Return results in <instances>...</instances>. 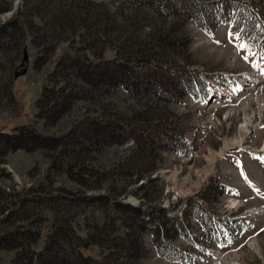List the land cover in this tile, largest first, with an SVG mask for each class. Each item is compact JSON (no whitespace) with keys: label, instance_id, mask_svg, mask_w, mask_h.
Listing matches in <instances>:
<instances>
[{"label":"rangeland","instance_id":"rangeland-1","mask_svg":"<svg viewBox=\"0 0 264 264\" xmlns=\"http://www.w3.org/2000/svg\"><path fill=\"white\" fill-rule=\"evenodd\" d=\"M10 1L13 6L0 13V23L7 21L26 4L25 0H0V6ZM99 1L106 2L112 9L123 12V15L134 14L133 23L139 28L143 27L145 31L150 30L149 26L153 28L154 24L165 26L166 20H179L178 17L163 19L152 13L146 5L139 3L131 5L125 0ZM215 1L221 2L220 5H224L226 10L218 16L213 14L206 18L211 29L195 21H188L185 25L184 35L191 39L193 67L199 71V83L193 90L194 95L166 103L158 101L154 94L134 97L120 87L108 100L109 108H118L124 114H131L135 109L145 110L148 104L157 105L158 117L162 119L158 128L165 133L162 134V138L165 137L164 146L161 140L162 148H156L151 154L135 153L138 149L135 139L104 145L89 160L98 172L93 175L85 174L86 177L79 180L67 174H59L53 185L46 177L50 159L44 150L27 152L20 149L10 152L6 162H0V207L6 205L4 199L7 194L12 197L11 201H15V193H28L29 188L55 187L54 192L61 196L63 202H75L77 210H86L79 217L82 227L87 226V221L93 219L103 221L105 214L111 218L123 216L126 220L133 219L129 211L115 208L116 201L141 207L152 213L150 218L153 225H149L150 229L142 237L145 255L138 264H233V261L239 264H264V212L245 216L247 211L264 205V159H261L264 152L256 151L261 147L264 138V109L255 101L257 97L264 99L261 95H264V80L259 79L255 85L261 91L245 101L250 95L248 90L254 87L249 80L241 77L244 72L261 76L259 61L264 49V0H203L209 4L205 6L207 14ZM234 5L244 8L242 12L249 15L247 22L244 23L243 18H239L236 23L231 19ZM180 32L173 35L183 37ZM230 33H241L243 42L249 45V50L239 49L237 44L240 41L234 35L230 37ZM178 41L184 42L185 39ZM25 44L28 65L24 74L13 78L12 89L16 101L10 105H0V132H12L18 125L32 123L45 134L62 135L84 120L86 115L97 114L101 109L100 105L81 101L54 127L46 128L42 122L36 123L37 100L55 60L67 47L62 44L52 60L41 70H36L34 61L37 50L29 37ZM115 56V50L108 51V57ZM225 80H237L243 85L244 88L239 92V97L237 96L238 100H229L225 94L229 93ZM215 91L224 95L219 98ZM252 93L255 94L256 91ZM248 114L255 117L254 123L258 126L246 137L244 143L247 147L243 143L241 146L226 148L231 139L239 135L240 127L245 123ZM221 150H225L223 155L219 154ZM154 156L157 157L156 162ZM153 163L156 164V169L149 171ZM140 169H143L142 176L137 180L136 175L132 178L135 179L133 181L125 175V172L138 173ZM241 169L251 176L252 179L247 177L256 185L253 187H260V194L253 191ZM101 172H107L103 181ZM222 186L224 193L220 194ZM124 187L126 191L120 193ZM39 190L35 192L46 196V190ZM87 197L95 200L86 202ZM216 197H219V201H213ZM231 198L241 201L239 210L233 209V216H241H237L235 223L248 224L246 231L234 233L231 247L227 251L210 254V225L213 222H222L226 217H233L228 203ZM31 205L27 206V211L32 210ZM11 207L15 208V204ZM23 209L25 208H20V214ZM2 216L0 214V218ZM32 217L31 220L16 219L15 223L22 222L27 225L39 216ZM164 217L169 221L162 226ZM8 223L2 226L12 225ZM47 224L48 222L42 226L43 236L35 247L37 250L43 248L48 231ZM34 227L37 229L38 226ZM164 227H168L166 232H163ZM124 230L123 228L122 231ZM253 241L259 243L261 252L253 248ZM85 252L97 258L101 257V250L97 245L90 246ZM13 256L14 251L0 250V264H13ZM129 263L136 264L135 260H130Z\"/></svg>","mask_w":264,"mask_h":264},{"label":"trees","instance_id":"trees-1","mask_svg":"<svg viewBox=\"0 0 264 264\" xmlns=\"http://www.w3.org/2000/svg\"><path fill=\"white\" fill-rule=\"evenodd\" d=\"M25 1L26 4L12 17L0 23V105L16 101L12 82L26 71L29 57L25 41L29 37L37 50L36 70L51 61L62 44L67 47L55 60L37 100L36 123L42 122L46 128L54 127L81 101L101 107L97 114L86 115L67 134H45L32 123L18 125L12 132H0V162H6L10 152L20 149L27 152L44 150L50 159L46 177L52 185L59 174L79 180L86 177L85 174L98 172L89 160L104 145L135 139L138 142L135 153L150 154L156 148H162L161 140L164 146L162 134L165 133L158 128L162 119L158 117L157 105L148 104L145 110L135 109L131 114H124L118 108H109L108 100L120 87L134 97L154 94L158 101L166 103L194 95L199 71L193 67L191 39L184 35L186 22L195 21L211 29L206 18L226 10L219 1L211 5L207 14L205 6L209 4L203 0H125L131 5H146L163 19H179L177 22L166 20L163 27L154 24L145 31L133 23L134 14L123 15L103 1ZM12 6L11 1L0 6V13ZM233 9L231 19L235 23L239 18L247 22L249 15L242 12V6L234 5ZM179 31L183 37L173 35ZM109 50H115L116 56L108 57ZM156 159L154 156L155 162ZM155 169L153 163L149 171ZM133 172H125L129 180L134 175L136 180L139 179L143 169ZM106 174L101 172V181ZM220 188V194L224 193V186ZM39 189L46 190V196L35 192ZM27 191L32 194L15 193V201L5 195L6 205L0 207L3 215L0 218V250L14 251L13 264H131L130 260L138 264L145 255L142 237L150 229L149 225H153V220L150 218L152 213L141 207L116 201L115 208L129 211L133 219L111 218L105 214L103 221L93 219L82 227L79 217L86 210H77L75 202H63L54 192L55 187H33ZM125 191L126 187L120 193ZM218 198L213 201H219ZM86 199V202L95 200L93 197ZM13 204L15 208L11 207ZM29 204H32V210L27 211ZM22 207L25 209L20 214ZM34 215L39 217L27 225L15 223L16 219L31 220ZM168 221L164 217L162 226ZM8 222L12 225L2 226ZM46 222L48 231L43 248L37 250L35 247L43 236L42 226ZM34 226H38L37 229ZM167 228L164 227L163 232ZM92 245L99 246L100 258L85 252Z\"/></svg>","mask_w":264,"mask_h":264},{"label":"bare ground","instance_id":"bare-ground-1","mask_svg":"<svg viewBox=\"0 0 264 264\" xmlns=\"http://www.w3.org/2000/svg\"><path fill=\"white\" fill-rule=\"evenodd\" d=\"M258 73V72H257ZM256 74V73H255ZM248 77H250V79H256V75H254L253 74V72L252 73H249L248 74ZM259 79H261V78H259ZM258 87H254V89H250V90H248L249 92H250V95L245 99V101H248L250 98H252L253 96H256L260 91H261V89H257ZM254 90L256 91V93L254 94V93H252V92H254ZM247 95V94H246ZM263 97H264V95L263 94H261ZM239 97V96H238ZM237 97V98H238ZM238 100V99H237ZM242 101V100H241ZM255 101L258 103V105H259V107H262V109H264V106H263V101H264V99H261L260 97H257L256 99H255ZM247 104H249V103H247ZM246 104V105H247ZM252 105V104H251ZM243 106V105H242ZM248 107V106H247ZM253 107V106H252ZM249 108V107H248ZM252 109V108H251ZM257 112V111H256ZM259 112H261L260 110H259ZM263 112V111H262ZM251 114H254L253 112H251ZM251 114H248L249 116L247 117V119H246V121H245V123L244 124H242L241 125V127H240V132H239V135H237V136H235L233 139H231V141L229 142L230 144H227L226 145V148H230V147H233V146H241V145H243V143L245 142L246 143V141H245V139H246V137H248V135L251 133V132H253L252 130L254 129V128H256L257 126H258V124H255L254 123V116H252ZM260 115V114H259ZM246 116L247 115H245V118H246ZM261 116V115H260ZM258 119V118H257ZM245 120V119H244ZM211 121H212V119H211ZM263 122V121H262ZM213 124V123H212ZM251 131V132H250ZM245 143H244V146H246L245 145ZM247 147V146H246ZM256 150V149H255ZM258 151L259 150H262V151H264V138H263V143H262V145H261V147L260 148H258L257 149ZM222 151V150H221ZM225 150H223L221 153H219V154H222L223 152H224ZM223 155V154H222ZM238 203H240V200H236V199H232V201L230 202V206L231 207H234V206H237L238 205ZM230 208V207H229ZM231 209H233V208H231ZM261 210L262 211H264V205L263 206H261V207H259V208H254V209H252V210H249L245 215H253V214H255V213H259V212H261ZM252 246H253V248L257 251V252H261V248H260V246H259V244L256 242V241H253L252 242ZM233 264H239V262H237V261H233Z\"/></svg>","mask_w":264,"mask_h":264},{"label":"snow or ice","instance_id":"snow-or-ice-1","mask_svg":"<svg viewBox=\"0 0 264 264\" xmlns=\"http://www.w3.org/2000/svg\"><path fill=\"white\" fill-rule=\"evenodd\" d=\"M233 35L235 36L236 40L240 41V43L237 44V47L239 49L249 50V45L243 42V37L241 33H235V34L230 33V37H232ZM245 59H247V56L245 57ZM261 159H264V157H262Z\"/></svg>","mask_w":264,"mask_h":264},{"label":"crops","instance_id":"crops-1","mask_svg":"<svg viewBox=\"0 0 264 264\" xmlns=\"http://www.w3.org/2000/svg\"><path fill=\"white\" fill-rule=\"evenodd\" d=\"M246 174V176H248L249 178L251 177V176H249V174L248 173H245ZM250 179H252V178H250ZM259 244V243H258Z\"/></svg>","mask_w":264,"mask_h":264}]
</instances>
